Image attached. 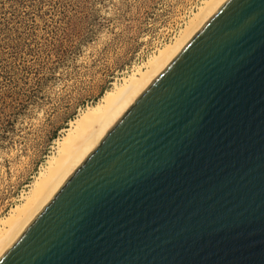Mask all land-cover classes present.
Here are the masks:
<instances>
[{"label":"water","instance_id":"water-1","mask_svg":"<svg viewBox=\"0 0 264 264\" xmlns=\"http://www.w3.org/2000/svg\"><path fill=\"white\" fill-rule=\"evenodd\" d=\"M0 264H264V0H225Z\"/></svg>","mask_w":264,"mask_h":264},{"label":"rangeland","instance_id":"rangeland-1","mask_svg":"<svg viewBox=\"0 0 264 264\" xmlns=\"http://www.w3.org/2000/svg\"><path fill=\"white\" fill-rule=\"evenodd\" d=\"M200 1L0 0V219L69 122L169 43Z\"/></svg>","mask_w":264,"mask_h":264},{"label":"bare ground","instance_id":"bare-ground-1","mask_svg":"<svg viewBox=\"0 0 264 264\" xmlns=\"http://www.w3.org/2000/svg\"><path fill=\"white\" fill-rule=\"evenodd\" d=\"M225 0H201L169 43L137 65L121 82L103 92L78 118L69 122L65 135L55 139L53 153L20 195V202L0 219V256L11 246L100 139L131 106L141 92L168 65L182 47Z\"/></svg>","mask_w":264,"mask_h":264}]
</instances>
